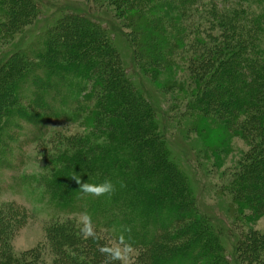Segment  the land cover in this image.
<instances>
[{"label":"rangeland","instance_id":"rangeland-1","mask_svg":"<svg viewBox=\"0 0 264 264\" xmlns=\"http://www.w3.org/2000/svg\"><path fill=\"white\" fill-rule=\"evenodd\" d=\"M150 1V5L145 2L138 3L142 17L140 19L135 15L131 23L128 13L122 14L123 10L129 11L131 2L121 6V1L117 0H0V8L6 10L7 16L2 19V23L6 25L0 27V122L6 132L5 137H1L0 133V264H79L78 260L81 261L82 258L91 261L95 257L97 264H157L160 261L155 263V256H159L161 247L168 251V248L179 247L188 242L191 237L188 226L201 219L199 213L201 216L205 213L210 218L205 228H208L210 233L218 232L222 238L220 243L225 255L220 264H249L244 258L237 261L233 238L242 237L241 232L250 229L264 232V212L254 214L247 205L243 209L241 200L234 197L233 190L219 192L214 189V185L232 179L234 173L240 170V165L245 164L246 155L251 156L253 143H258L259 139L250 141L251 136L247 139L240 133L220 131L216 121L205 125L203 115L193 114L192 105L181 102L187 93L190 94L188 90L195 91L202 83V80L196 82L197 75L190 74L187 66L189 58H194V47L196 50L202 39L207 42V49L213 42L206 38V32L202 34L207 30V22L201 14L207 12L200 6L209 4L211 0L189 1L188 4L192 6L189 21H185V18L179 19L180 8L177 4L172 5L173 8L164 5L158 9L152 6L165 4V1ZM212 1L218 7L224 5L232 9L233 6H240L248 11L247 14L252 19L259 14L264 20V0ZM159 16L162 17V26L167 29L168 40L174 39L171 45L173 46L175 40L178 44L173 46L169 59L155 50V45L163 48L162 38L155 31L151 32L143 23L144 18L147 21H156ZM169 16L173 18V24L168 21ZM206 18L211 16L206 15ZM129 25L136 27L132 31L127 27ZM194 25H199V28L201 26L204 31L200 28L197 36L186 32L178 38L175 37L178 26H187L190 30ZM93 34L101 39L97 46L93 42ZM49 38L53 46H57L56 49L69 44L70 49L75 47L81 54L87 51L91 57H96L98 53L111 59L96 67L97 71L88 81L87 89L78 94L79 100H84L79 106V109L83 108L82 111L72 108L64 110L66 114L79 113L78 119L55 118L54 113L46 107L35 109L32 104L39 97L36 94L31 95V89L29 93L26 91L29 85L24 78L29 76L28 64L40 62L32 56L37 54L38 50L48 47ZM194 40H198V44ZM197 55L203 58L200 54ZM56 56L58 62L66 58L61 53ZM154 57L158 67L160 66L157 69L155 63L146 66L148 59ZM167 60H170V64L167 63L169 66L163 65L162 61L166 64ZM24 62H27V66L23 65ZM20 69H23L24 78L20 76ZM35 70L43 77L42 67L38 66ZM140 77L147 91L153 94L160 113H166L172 126L167 136L161 138L165 142L162 149L165 150L166 143L172 146L174 157L180 160L181 172L189 183L193 182L199 189L192 190V197L195 198L193 212L182 217L184 224L180 234L177 235L176 229L170 226L171 232L178 238L176 241L150 243L147 239H139L138 244L129 243L125 241L124 232L118 225L105 222L106 219H98L97 223L96 216L90 209L75 205L74 209L68 211L58 208L48 195L47 188L36 182L47 179L48 175H44L43 168L46 163L52 162V157L48 162L49 156H62L70 148L77 152L79 136L98 132V120L105 118V111L100 108L98 99L105 98L106 101V97L111 99L114 95L118 98V95L122 94L118 89L122 90L125 85L132 88L134 85L133 91L130 88V92L134 94L137 92L136 86ZM93 90L94 94L91 95ZM8 98H12L14 103L8 104ZM40 99L58 104V100H51L50 96H41ZM175 100H178L179 104H175ZM18 107L31 115L35 113L48 116V125L45 126L47 132L42 137L30 139L37 127L26 121L25 116H22L24 113L20 116L11 114L10 110ZM196 117L201 121L198 124L193 122ZM40 125L43 127L45 122ZM96 154L97 151L90 153V156ZM234 177L239 176L236 174ZM85 215L91 219L92 236H87L82 231ZM221 219L224 222H220ZM164 220L161 218L159 221ZM229 227L232 228L230 235L226 230ZM125 244L131 245L132 251L124 255L123 259H113L109 250L119 245L123 252ZM196 252L202 253L203 250ZM76 256L79 258L77 261ZM161 264L178 263L163 258ZM196 264L212 263L208 257H202ZM252 264L256 262L252 261Z\"/></svg>","mask_w":264,"mask_h":264},{"label":"trees","instance_id":"trees-1","mask_svg":"<svg viewBox=\"0 0 264 264\" xmlns=\"http://www.w3.org/2000/svg\"><path fill=\"white\" fill-rule=\"evenodd\" d=\"M117 1L122 2H120L121 6L128 2L132 3L131 8L128 7V12L122 11V14L128 13V20L131 23L135 15L140 19L142 17L138 3L145 2L150 5L151 2L150 0ZM164 1L165 4H155L152 7L161 9L165 5L173 8L172 5L177 4L180 8L179 19L185 18V21H189V17L192 16V6L188 2L192 0ZM210 2L205 4L206 6L199 4L207 12L201 14L207 22L205 26L207 30L204 31L201 26L200 28L204 31L202 34L206 32V38L213 42L207 49V42L204 39L199 44L198 40H194L199 47L196 50L194 47V58H189L187 66L190 74L197 75L196 82L202 80L200 81L202 83L195 91L188 90L190 94L187 93L186 96L189 98L186 99L187 97L184 96L181 102L186 105L191 104L193 114L203 115L205 125L216 121L220 131L240 133L247 139L251 136L250 141L259 139L258 143H253L251 156L246 155L245 164L240 165V170L234 173L231 181L220 182L214 185V189L219 192L226 189L233 190L234 197L243 203H241L243 209L247 205L254 214H260L264 212V20L259 14L252 19L247 14L248 11L240 6H233L231 9L230 6L220 4L221 7H218L214 1ZM5 15L6 10L0 8L1 28L2 25H6L2 23V19L7 17ZM206 15L211 18H206ZM161 18L159 16L156 21H147L144 18L143 23L151 32L155 31L162 38L165 46L162 45L161 49V46L155 45V50L169 59L170 51L172 52L173 46L178 44L175 40L173 46L171 45L174 39L168 40L167 29L162 26ZM172 19L168 21L173 24ZM127 27L133 31L136 26ZM186 27L178 26L175 37L178 38L186 32L198 35L199 25H194L193 29L191 26L190 30ZM94 35H92V38H95L93 42L97 46L101 39ZM50 40L49 38L47 48L38 50L37 54L32 56L40 62L28 64L29 76H24L25 78L22 76L23 69L19 70L20 76L28 82L29 88L26 91L29 93L31 89L30 94L39 97L33 102L32 107L49 108L55 118L78 119L79 113L66 114L64 110L79 109L84 100L80 101L78 94L87 89L88 81L97 71L96 67L111 59L98 53L96 57H91L87 51L81 54L75 47L70 49L69 44L56 49L57 46L54 47ZM54 53L56 55L61 53L66 58L58 62V56ZM196 53L203 58L201 59ZM169 61L167 60L166 64H170ZM147 62L146 66L155 63L156 69L160 67L155 57L148 59ZM162 64L169 66L163 61ZM23 65L27 66V62ZM38 66L43 68V77L36 73L35 68ZM140 80L136 86L135 96L130 92V88L133 91L135 86L133 85L132 88L125 85V90L118 89V92L122 93L118 98L112 94L114 98L106 97V101L105 98L98 99L100 108L105 111V118H101L102 121L98 120V128L95 127L98 132L79 136L80 147L78 145L77 152H73L74 150L70 148L62 156L55 158L49 156L48 162L51 157L52 162L46 163L43 168L48 180L43 178L44 183L41 179L36 182L48 189H46L48 195L52 197L53 204L58 208L65 211L74 209L75 206L90 209L94 212L97 223L106 219L105 222L118 225L124 232L125 241L129 243L138 244L139 239H147L150 243L176 241L178 238L171 232L170 226L176 229L177 235L180 234L181 226L184 224L182 217L193 212L195 198L192 197V190L199 189L193 182L189 183L181 172L180 160L174 157L172 146L166 143L165 150L162 149L165 142L161 138L167 136L172 126L166 113H160L161 110L153 94L147 91L144 81ZM18 91L21 92L20 89ZM93 92L94 90L91 95L94 94ZM41 96L43 98L50 96L51 100H58V104H54V101L45 102V99L41 101ZM13 101L12 98H8L7 103H14ZM175 101V104H179L178 100ZM80 109L82 111L83 108ZM10 112L13 116L24 113L22 116H25L26 121L31 126L37 127L30 139H39L47 132L46 125L49 121L47 115H36L34 112L31 115L20 110V107ZM169 120L171 122V119ZM194 121L197 124L201 122L197 117ZM39 122H45V125L42 127ZM196 123L193 125L197 126ZM0 133H2L1 137L6 136L2 122H0ZM96 151V155L90 156V153ZM236 174L238 178L234 177ZM74 177L80 179V182L88 183L110 179L114 191L100 197L84 193ZM115 179L117 180L113 181ZM199 216L201 219L188 226L191 231L188 242L179 247L168 248V251L161 247L158 251L159 256H155V263L159 260L161 264V259L169 258L178 264H196L202 257H208L212 264L221 263L220 260L225 255L222 253L223 248L220 243L222 238L218 232L210 233L208 228H205L210 219L207 214L201 216L199 213ZM161 218L165 220L159 221ZM155 229L158 230L157 236ZM226 230L227 234H232V228ZM241 233L242 237H231L235 242L233 250L237 261L244 258L249 264H252V261L256 264H264V232L250 229ZM158 243L156 246L159 248ZM199 249L203 252H196ZM78 259L76 256V261ZM80 260H78L79 264H97L96 257L91 261L86 258Z\"/></svg>","mask_w":264,"mask_h":264},{"label":"clouds","instance_id":"clouds-1","mask_svg":"<svg viewBox=\"0 0 264 264\" xmlns=\"http://www.w3.org/2000/svg\"><path fill=\"white\" fill-rule=\"evenodd\" d=\"M79 183V188L82 192L91 194L96 197L103 196L105 194H110L114 191V185L110 179H104L101 182L97 183H88V182H80V179L74 177ZM84 227L82 231L87 236L93 235V230L91 227V219L88 216H84ZM121 243H123V239H121ZM113 259H123L124 255L130 253L132 251L131 245L125 244L123 252L121 251L119 245L115 246L113 249L109 250Z\"/></svg>","mask_w":264,"mask_h":264}]
</instances>
